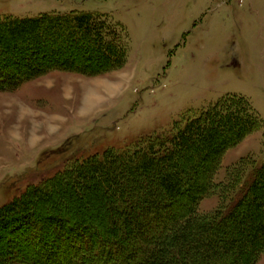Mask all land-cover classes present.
<instances>
[{"label":"trees","instance_id":"16d2710c","mask_svg":"<svg viewBox=\"0 0 264 264\" xmlns=\"http://www.w3.org/2000/svg\"><path fill=\"white\" fill-rule=\"evenodd\" d=\"M126 59L123 31L96 14L0 18V92L56 71L105 75ZM258 128L247 100L224 96L122 149L68 159L0 207V264H256L264 162L213 175ZM215 192L218 207L198 213Z\"/></svg>","mask_w":264,"mask_h":264},{"label":"rangeland","instance_id":"374dc122","mask_svg":"<svg viewBox=\"0 0 264 264\" xmlns=\"http://www.w3.org/2000/svg\"><path fill=\"white\" fill-rule=\"evenodd\" d=\"M72 11L120 28L126 64L95 77L51 72L0 92V207L68 159L122 149L224 96L247 100L259 128L222 154L213 181L239 159L264 162V0H0V18Z\"/></svg>","mask_w":264,"mask_h":264},{"label":"bare ground","instance_id":"6f19581e","mask_svg":"<svg viewBox=\"0 0 264 264\" xmlns=\"http://www.w3.org/2000/svg\"><path fill=\"white\" fill-rule=\"evenodd\" d=\"M107 88H108V87H107ZM111 92H112V91H111ZM93 97H94V96H92V95L90 96V95H89V96L87 97V100H86V104H85V105H88V106H89V105L92 103V101L94 100Z\"/></svg>","mask_w":264,"mask_h":264}]
</instances>
